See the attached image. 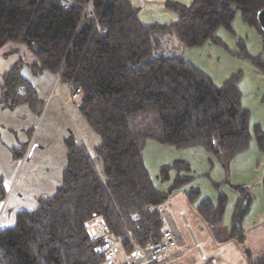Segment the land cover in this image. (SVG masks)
<instances>
[{
    "label": "trees",
    "instance_id": "16d2710c",
    "mask_svg": "<svg viewBox=\"0 0 264 264\" xmlns=\"http://www.w3.org/2000/svg\"><path fill=\"white\" fill-rule=\"evenodd\" d=\"M72 1L64 9L60 0H0V53L18 56L0 75V104L8 109L24 105L32 112L43 105L22 74L23 49L31 57L25 65L33 76L52 74L70 95L80 89L72 102L99 139L90 151L71 133L63 138L66 164L60 184L35 208L19 211L14 225L0 229V264H104L95 250L102 238L88 232L93 219L120 238L118 256L159 243L165 228L160 210L170 193L190 183V174L182 172L191 171L182 161L166 166L176 175L167 191L159 190L144 163L147 141L175 149L199 147L213 158H231L249 148L253 135L264 151V131L255 126L251 132L237 77L218 87L182 56L186 49L217 43L216 31L232 30L236 16L259 35L264 51L257 21L264 0H193L189 6L167 1L164 7L178 16L170 26L142 25L137 9L126 0H92L96 21L81 22L88 0ZM254 64L264 70L258 60ZM26 148L27 143L12 147L13 159L23 158ZM261 185L264 192V177ZM243 188L234 189L245 195ZM186 195L195 203L199 193L190 188ZM5 196L0 176V202ZM249 201L240 202L236 220ZM226 202L218 192L215 205L204 207L215 216L217 235ZM236 234L241 241L243 235L239 230ZM244 255L248 264H264L248 250Z\"/></svg>",
    "mask_w": 264,
    "mask_h": 264
},
{
    "label": "rangeland",
    "instance_id": "374dc122",
    "mask_svg": "<svg viewBox=\"0 0 264 264\" xmlns=\"http://www.w3.org/2000/svg\"><path fill=\"white\" fill-rule=\"evenodd\" d=\"M247 30L251 29L236 16L232 22V30L220 28L216 31L217 43L207 42L202 47L191 49L186 57L215 85H223L236 76L241 107L249 113L251 132L255 126L263 132L264 70L254 64V59L264 66V51L259 35L253 30ZM22 51H19V56L22 55L27 64L31 57L29 53ZM240 53L248 58L239 55ZM25 64L22 74L31 76ZM48 74L31 76V82L36 85L43 102L39 110L32 112L24 105L17 107V121L11 131L4 130L0 122V176L6 190L5 199L0 202V229L14 225V218L19 211L31 210L36 207L39 199L53 195L60 184L66 164L64 137L70 133L75 135L77 139L85 141L90 151L99 142L97 135L88 128L70 100L69 92L56 78L50 77L52 74ZM26 143L23 158L14 160L10 149ZM193 149H198L199 153ZM143 154L146 169L159 190L167 191L170 181L176 175L174 168L168 171L166 166L182 161L188 164L191 171H181L183 175L190 174V183L170 193L162 206L174 222L183 244L182 257L169 264H200L199 251L207 256L220 243L215 241L217 237L224 239L227 244H233V237L228 235L227 229H233L235 224L227 221L224 225L223 221L231 218L232 192H241L234 188L244 187V191L248 193L245 197H255L258 205L261 202L259 196L263 194L261 180L264 177V151L259 150L253 135L249 148L231 158H213L199 147L175 149L153 141L146 142ZM162 170L166 173H162ZM166 177L167 181L164 179ZM190 188L198 190L199 196L195 203H191L186 195ZM218 192L225 195L227 200L222 221L225 229L214 238L211 237L207 224L212 227L215 216L204 207L211 203L215 205ZM178 212H183L189 228H184ZM263 231L264 226L253 234ZM194 241L199 250L193 247ZM226 254H229L228 257L220 264H236L238 254L234 247H230ZM240 260L242 261V256Z\"/></svg>",
    "mask_w": 264,
    "mask_h": 264
},
{
    "label": "crops",
    "instance_id": "0c3cea01",
    "mask_svg": "<svg viewBox=\"0 0 264 264\" xmlns=\"http://www.w3.org/2000/svg\"><path fill=\"white\" fill-rule=\"evenodd\" d=\"M126 1H128L133 7L137 9L138 19L144 26H170V25L175 24L178 21V16L174 12H171L164 7L165 2L167 1L175 2L182 6H189L193 2V0H126ZM247 31H251V30H247ZM190 51L191 49H186L182 52L183 59L186 62L193 65L195 68H197L205 76H207L197 65L191 63L192 61H189V59H187L186 56L187 54L191 53ZM17 58L18 57L15 54L9 55V56H3V54L0 53V75L4 74L15 63ZM24 76L31 83V85H33L36 88V85L31 82L32 74L31 76L28 74H24ZM50 77H53V76H50ZM216 86L219 87L218 84H216ZM65 90L68 91L67 88H65ZM37 92L39 93V90ZM1 93L2 92L0 89V98L2 95ZM17 109H18L17 107L13 109H8L4 107L2 104H0V122L3 125L4 130L11 131V128L15 127V124L17 121L16 120ZM193 150H196L197 151L196 153H199L198 149H193ZM143 157H144V154H143ZM238 194L236 192H232L231 204L233 206V211L231 214V218H229L228 220H225V222L223 221L224 225L227 224V221H229L230 224L231 223L236 224V221H238L237 230L234 228L227 229L228 235H231L233 237L231 241L233 243L232 245L227 244V242L221 238H218V237L215 238L217 233L213 230L212 228L213 226L211 227L210 225L207 224L208 228L210 229L209 233L211 237H214L215 239H217L215 241L220 242L217 245V248L213 249L212 252L207 253L208 254L207 256H214L218 258L219 259L218 264H220L222 261H224L228 257L229 254H226V252L229 250L230 247H234L235 252L238 254L236 264H248L246 255H244V250H248L252 254V259L254 261L264 260V231L263 233L259 232V233L253 234L256 231L258 232V229H261V227L264 226V192L263 194L259 196V199L261 201L259 202L260 203L259 205L256 204L255 197H252V198L250 197L249 204H247V207H245L246 212H244L242 216L238 218L239 220L238 219L236 220V218H233V217H234V214H236L237 212V207L239 206L242 200L248 198V196L245 197V195L248 194L247 192L245 195L244 194L238 195ZM215 201H216V198H215ZM223 224H222V228L225 229V226ZM223 229L222 230L220 229V231L218 232V235L220 234V232L221 233L223 232ZM238 230L240 234L243 235L241 241H238L236 237L237 236L236 231ZM170 252L172 251L170 250ZM240 256H242V261L240 260Z\"/></svg>",
    "mask_w": 264,
    "mask_h": 264
},
{
    "label": "built area",
    "instance_id": "2783aa9c",
    "mask_svg": "<svg viewBox=\"0 0 264 264\" xmlns=\"http://www.w3.org/2000/svg\"><path fill=\"white\" fill-rule=\"evenodd\" d=\"M92 0L82 7L83 13L81 22L85 20L96 21L92 10ZM60 5L64 9H69L73 5L72 0H60ZM100 34H105L106 30L97 26ZM23 89L20 90V93ZM80 89H75L70 100L76 101L79 98ZM179 217L184 222V228H189L184 219L183 212H178ZM160 217L164 220L165 228L162 231L161 241L157 244H148L146 247H134L130 254H121L118 256L117 245L120 238H113L107 234L98 219H93L88 223V232L92 238H102L96 245V252L104 258V264H169L178 260L183 255L182 241L171 217L161 208ZM193 247L199 250L197 242L194 241ZM170 250H173L170 252ZM200 264H218L219 259L214 256H205L199 251Z\"/></svg>",
    "mask_w": 264,
    "mask_h": 264
},
{
    "label": "water",
    "instance_id": "95a60500",
    "mask_svg": "<svg viewBox=\"0 0 264 264\" xmlns=\"http://www.w3.org/2000/svg\"><path fill=\"white\" fill-rule=\"evenodd\" d=\"M257 21L260 29L264 32V9L257 14Z\"/></svg>",
    "mask_w": 264,
    "mask_h": 264
}]
</instances>
